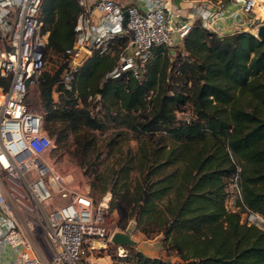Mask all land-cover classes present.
Here are the masks:
<instances>
[{
  "label": "trees",
  "instance_id": "16d2710c",
  "mask_svg": "<svg viewBox=\"0 0 264 264\" xmlns=\"http://www.w3.org/2000/svg\"><path fill=\"white\" fill-rule=\"evenodd\" d=\"M39 10L47 47L61 57L78 8L73 0H42ZM182 48L186 55L167 63V49L154 47L140 80L128 71L105 78L115 64V56L106 55L86 58L73 78L76 94H98L105 108L122 111L132 126L126 125L143 134L106 178L122 187L109 206L127 207L134 227L148 238L161 234L177 258L133 252L115 264H264V230L224 207L225 179L236 174V204L264 217V40L247 31L215 36L194 22ZM61 68L48 70L39 83L47 98ZM167 72L184 74L190 92L164 84ZM7 84L0 78V86ZM184 103L192 106L189 124L174 118ZM47 118L100 127L83 109Z\"/></svg>",
  "mask_w": 264,
  "mask_h": 264
},
{
  "label": "built area",
  "instance_id": "2783aa9c",
  "mask_svg": "<svg viewBox=\"0 0 264 264\" xmlns=\"http://www.w3.org/2000/svg\"><path fill=\"white\" fill-rule=\"evenodd\" d=\"M41 1L0 0V78L8 80L5 88L0 86V253L4 254L0 264H100L97 259L107 256L110 245L115 258L123 259L124 246L110 240L120 228L109 193L93 200L72 167L50 158L54 144L42 129V116L25 106L28 89L48 73V31L41 27ZM73 1L78 8L73 38L62 51V68L54 82L60 85L54 92H71L73 97L79 66L90 56H109L117 38L125 39L104 77L128 71L140 80L154 47L180 46L171 62L176 55H186L182 38L194 22L215 36L222 35L218 23L225 18L249 33L264 23V0H228L240 14L225 9L221 0H187L185 6L171 0ZM98 98V94L84 97ZM98 106L99 102L92 108ZM174 115L180 124L194 120L192 110L184 107ZM225 191V209L238 213L239 222L264 230L261 214L236 204V174L226 177Z\"/></svg>",
  "mask_w": 264,
  "mask_h": 264
},
{
  "label": "rangeland",
  "instance_id": "374dc122",
  "mask_svg": "<svg viewBox=\"0 0 264 264\" xmlns=\"http://www.w3.org/2000/svg\"><path fill=\"white\" fill-rule=\"evenodd\" d=\"M88 2H91V0H88ZM42 28H45L43 23ZM124 39V37H120L113 40L112 50L108 53L109 56H106H114L119 49L118 45H121ZM180 49V46L167 49L166 56L169 60L165 61L167 63L171 62L170 59L175 54H179ZM47 53L45 70H49L51 73L56 66L62 63V60L59 54L53 53L50 49L47 50ZM185 80H187V77L184 74L177 78L176 75L171 76L170 72H167L165 73L163 83L168 85L172 90L190 92L192 84L191 82L187 84ZM39 85L28 89L25 106L42 116V129L52 139L54 144V147L49 151L50 158L65 162L72 167L88 186L89 194L93 200H98L102 195L109 193V201L116 202L118 192L122 190L120 186L121 181L114 183L111 178H106H108L110 171L117 166L118 160L126 154L127 148L130 151L135 149L138 136H143V134L135 132L129 127L131 124L122 116V111L118 112L116 108L112 109L109 105L105 108L100 97L98 101H86L79 94H76V97H73L71 92L66 91L58 94L54 92L57 91V87L53 84L47 98L42 93V86ZM97 102H99V106L95 110L92 106ZM180 106L192 110L190 103H184ZM178 108H175L176 111H178ZM78 109L86 110L100 124V127L87 128L82 126L79 120L75 122V126L73 127L70 125V122L61 121L56 118H47L52 111L69 112ZM164 134L162 132L155 133L158 136ZM117 188H119V191H116ZM229 192L232 193L231 190ZM113 208L119 214V232L128 233L130 238L135 241L134 245L124 246L126 257L123 259L130 257L133 252H140L149 257L159 256L170 261L177 260L173 252L162 245L161 234L150 238L144 236L134 227L133 218L127 216V207L120 208L113 205ZM106 253L107 256L97 259L100 264L123 262V259L115 258L112 245L106 249Z\"/></svg>",
  "mask_w": 264,
  "mask_h": 264
},
{
  "label": "crops",
  "instance_id": "0c3cea01",
  "mask_svg": "<svg viewBox=\"0 0 264 264\" xmlns=\"http://www.w3.org/2000/svg\"><path fill=\"white\" fill-rule=\"evenodd\" d=\"M120 1L122 3H129L132 2V0H128V1H123V0H117ZM222 4L224 5L225 9H233L235 10L237 13L240 14V9L237 6L231 5L228 0H222ZM234 23L229 19V18H225L223 21L218 23L219 29H220V33L222 34L221 36L224 35H229L230 33H234V32H238L240 30H242L240 27L238 28V26H234ZM4 254L0 253V258H3Z\"/></svg>",
  "mask_w": 264,
  "mask_h": 264
},
{
  "label": "water",
  "instance_id": "95a60500",
  "mask_svg": "<svg viewBox=\"0 0 264 264\" xmlns=\"http://www.w3.org/2000/svg\"><path fill=\"white\" fill-rule=\"evenodd\" d=\"M123 16H125V13L123 14ZM125 20V18L123 17V21ZM255 37L260 39V40H264V23L259 24L256 29H255ZM110 240L112 243L118 244L120 246H126V245H134L135 241L133 239L130 238L128 233H124V232H114L111 237Z\"/></svg>",
  "mask_w": 264,
  "mask_h": 264
},
{
  "label": "bare ground",
  "instance_id": "6f19581e",
  "mask_svg": "<svg viewBox=\"0 0 264 264\" xmlns=\"http://www.w3.org/2000/svg\"><path fill=\"white\" fill-rule=\"evenodd\" d=\"M171 2L175 5H179V6H185L186 4H187V0H171ZM249 31L251 32V33H254V30L251 28V29H249Z\"/></svg>",
  "mask_w": 264,
  "mask_h": 264
}]
</instances>
